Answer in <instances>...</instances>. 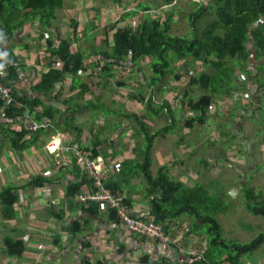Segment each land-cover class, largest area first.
Wrapping results in <instances>:
<instances>
[{
    "label": "trees",
    "instance_id": "1",
    "mask_svg": "<svg viewBox=\"0 0 264 264\" xmlns=\"http://www.w3.org/2000/svg\"><path fill=\"white\" fill-rule=\"evenodd\" d=\"M93 1L104 6H110L112 3L119 7L123 5L122 0ZM172 1L163 0L153 10L170 5ZM206 1L207 4L190 3L192 11L187 13V16L191 32L194 33L191 37L171 33L172 13L165 19L142 16L138 22L136 19L135 22L130 23H127V20L137 15L136 10L123 13L109 30L105 28L102 31L104 43L92 44L94 48L90 57L94 60L89 66L85 64L86 58L80 51H71L70 37L60 39L57 36L55 43L51 38H47L48 36L41 35V38L45 39L43 54L46 71L39 75V82L31 86L32 95L27 94L26 84L14 67L15 63L18 67L21 66L17 62L18 56L12 51L6 52L7 56L0 58V63L8 66L2 84L11 100L5 102L0 98V151L4 144H7V148L11 151H19L22 155L29 150L35 153V159L45 167V170L57 169V175L49 177L45 176L46 172L35 173L28 184L41 188L59 182L61 177L60 180L65 184L63 200L69 206L61 204V210L57 212L53 211L51 205L49 212L50 215L61 218L66 208L71 209V205L78 203L75 200L76 195L89 193L92 184L91 181L80 176L71 154L66 155V166L61 162H58V165L56 160L59 161L60 158L56 157L57 154L50 153L49 148L46 147L47 141L51 140L53 135L60 133L64 144L68 141L70 144L83 147L81 136L84 127L77 122L75 116L84 109L92 116L103 115L105 120L102 121L106 122V126L101 131V136L95 135V139L98 137L107 139L108 128L120 127L112 124L114 116H111L119 112L108 107L102 101L103 92L95 93L94 88H107L110 80L114 78L115 67L129 72L138 69L143 75H145L144 70H149L153 76L146 78L144 83L140 81L141 76L137 71H134L135 78L128 77L137 84V89L131 91L130 98L144 104V108L142 113L131 111L118 114L120 120H123L122 123L131 122V126L136 130L130 128L133 130L132 135L136 139V144L129 151L134 154L133 157L121 161L118 167L120 170L115 169L114 173L108 176L107 187L121 196V207L126 212L131 211L133 196L144 199L148 208L146 211L149 213L148 220L156 224H162L165 220L180 221L183 217L189 219L188 234L204 236L206 249L202 255L191 259L190 262L176 264H244L243 260H251L254 251L264 246V232H259L253 240L244 243L224 237L219 216L227 214L230 203L225 200L229 189L224 188L223 183L227 182L231 187L233 184L229 180L221 181L200 173L196 183L189 185L172 176V168L169 164L162 165L155 173L152 170L155 161L152 144L156 138L160 136L165 138L167 134L174 132L178 121L171 102L163 100L159 106L152 105L157 95L160 93L164 95L167 91L175 89L167 82L169 76L174 75L176 81H180L185 75L188 77V87L180 95V103L185 106V100H188L190 115L184 116V125L189 130L204 123L205 118L210 114L213 98L215 100L219 96L223 98L225 94L236 91L240 97L237 100H242L243 90L246 95L252 92L248 86L249 78L255 80L256 93L264 92L263 78L258 76L259 73L264 75V0ZM64 7L65 0H0V31L3 32L0 33V52H4L5 43L14 33L21 31L29 19L38 18L40 26L47 30L53 27L52 21L56 19V12ZM137 8H142L145 12L153 11L149 5L140 4ZM71 20L68 24L73 29L71 34L76 37L77 23ZM200 20H206V23L200 31H197V23ZM122 22H124L123 27L118 28ZM90 24L91 26L83 30L84 35L94 31L92 20ZM249 45L252 46V50ZM17 47L23 49L21 46ZM56 63L58 66L55 68L53 65ZM196 64H199L203 71L196 75L182 72L193 68ZM240 72L248 76L245 81L240 75L236 76ZM82 73L86 74L85 78H82ZM124 84L119 83L120 86ZM141 87L142 90L139 89ZM195 87L200 90L196 95ZM146 90H149L147 97L144 95ZM236 104L239 105V102ZM263 107V105L257 107L261 113L259 122L264 118ZM164 112L169 121L159 125L156 119ZM149 119L152 120L146 121ZM42 122L44 124L39 126ZM13 123L18 127H12ZM147 123L154 126H149ZM33 125L36 127L33 128ZM255 134L259 135L260 131L256 130ZM115 136L119 134L115 133ZM110 137L113 135L111 134ZM186 141L187 138H184L175 145L180 146ZM99 145L100 142L93 145L94 154H98ZM210 146L214 150L224 151V146L227 147V144L217 146L216 143H211ZM243 146L239 144L237 149L242 151ZM44 147L47 155L43 160L38 152ZM246 154L249 155V152L243 154L241 158ZM177 157H180V154L177 153ZM226 157L227 154L224 155V158ZM199 162L206 163L202 159ZM173 164L195 169L188 166L182 157ZM68 173L73 180L67 179ZM107 175L108 173L105 172L106 177ZM134 179L141 183V188L139 186L136 191H131L129 182ZM241 195L246 212L264 218V200L261 194H255V190L246 185L241 189ZM17 197L11 186L4 187L0 192L1 213L4 218L8 220L13 218V206L17 205ZM95 204L82 206L80 211L101 214V205ZM111 214L112 219L117 218L115 211ZM15 230L19 231L18 228ZM3 242L5 255L8 258L20 259V261L25 258L26 246L23 240L12 236L3 238Z\"/></svg>",
    "mask_w": 264,
    "mask_h": 264
},
{
    "label": "crops",
    "instance_id": "2",
    "mask_svg": "<svg viewBox=\"0 0 264 264\" xmlns=\"http://www.w3.org/2000/svg\"><path fill=\"white\" fill-rule=\"evenodd\" d=\"M78 2H80V0ZM93 2L95 6L93 8L89 7L90 10L89 23L86 25V27L91 26L90 21L97 16L98 17L101 16V18L110 17V19H112L113 22H115L121 17L123 13L136 10L137 15L135 17H132V19L127 20V23H130L133 21L135 22L136 17L139 16V14L141 17L143 16V14H145V11L142 8H137L138 5L137 2L133 6L132 0L123 1V6H125L126 9H123V11L118 10L121 13L119 17L116 16L114 17V15H109L108 9L105 13H97V11L100 10L98 9V7L102 8L106 6L101 5L100 3H97L95 1ZM148 5L149 4H147V6ZM71 9L72 8L69 7V10ZM75 10L76 9L71 11H75ZM59 11L61 10H58L56 14ZM66 14L71 15L74 18V20H76L75 22L76 23L78 22V19L74 17V16H78V13L70 12ZM64 17H65V13L63 16H61V18L56 17V19L52 21L53 27L47 28V30L40 26L38 22V18H31L23 26L21 31L14 33L13 37L10 38L7 43H5L4 52L8 53V51H12L15 55L18 56L17 62L21 65L20 67H23V69H20V67H18V64L15 63L16 69L18 70L21 79L26 84L27 94L29 95H32V92L30 90L31 86L38 83L40 80L39 75L46 71V63H44V54H43L44 52L43 44L45 39L41 38V35H44V37L48 36L47 38H51L53 41H55V43L57 42V36H59L60 39H66V37H70L72 40L71 48L80 51L83 54V56H85L86 58L85 64L87 66H89L90 63L94 60L93 57L92 58L90 57V54L93 52L92 50L94 48V46L92 47L94 40L99 39L101 45L102 43H104L103 40L104 35L102 34L101 30H96L93 27L94 29L93 34H90L89 32L87 35H84L83 30L86 27L80 30L78 23L75 29L76 37L73 36L71 34L72 33L71 31L73 29L72 30L69 29L70 24H68V21H66ZM121 24L124 25V22H122ZM78 32H82V33L77 35ZM95 34L97 35L94 36L95 39L94 37H92V41H90L88 44H83V40H78L82 38L84 39L87 36L95 35ZM100 44L95 43V45H100ZM17 46H21V48L23 49H20ZM25 46L27 48H24ZM57 66H58L57 63L53 65V67L55 68ZM81 76L82 78H85L86 74L82 73ZM144 76L145 75L141 73V79L144 78ZM248 83H250L249 85L252 86L250 80L248 81ZM250 88L252 90V92H250L249 95L250 99L255 101L256 99L254 98L258 97L262 92L256 93L255 86L254 87L252 86ZM164 95H162L161 97H163ZM261 95L263 96L264 92ZM244 97L246 99V97L248 96H244ZM179 100L174 102L173 107H176L178 105H180L181 107L182 105L180 103L181 100L180 101ZM238 102H241V100H239ZM185 104H184L185 106H189V104L187 105V102H185ZM230 106L234 109L232 115L229 113V117L231 118L230 123L233 126L232 132L225 131V124L223 123H221L219 127L216 125V121L212 115L215 112L212 113L211 112L212 110H210V114H208L207 117L205 118L204 125L195 124L196 127L194 129L188 130L189 128L184 125L185 122L184 116L186 115L189 116L190 111L188 110L183 114L182 111L179 110L178 114L175 112L178 118L176 129L174 130V132L169 134L175 136L176 133L181 132L183 129L185 132L189 133V137L195 138V135L198 136V134H201L205 146L210 148H211L210 146L211 143H216L217 146H224V143H226L227 147L224 146V151L219 150V154H220L219 159H223V160H219V159L216 160L219 162L217 163V166H221V165L223 166L225 170V172L222 173L223 175H228L230 171V173H235V175L241 176L238 166L234 164H222V162L227 161V157L224 158V155L225 154L228 155V152L232 153L233 151H236L237 146L240 144L244 146H243V150L239 152H243V151L245 153L249 152V155L246 154L244 158L241 157L240 158L246 162V165H248L250 171L255 170V167L258 165L257 163H255L257 148L253 146V143L259 140L258 139L255 140V137L257 136L256 134H253L252 141L245 140V136H250L251 130L249 131L245 130V132H243L240 122V120L244 116L243 114L244 112L251 115L250 119H252V116H254L255 112L253 111L246 112L243 111V108L239 110V112H237L236 110L241 107V104L239 103V105H237L236 101H232ZM257 107L258 106H256V109ZM218 109L221 110L222 108H218ZM233 115H235V117ZM161 117H158V119H160ZM244 118H248V115H245ZM158 119H156L157 122ZM259 119H261V115ZM147 121H150V119ZM147 124L149 126L150 125L154 126L153 124L150 123ZM34 126L35 125H33V128ZM82 126L84 127V125ZM209 126L211 127L209 132L212 129L214 130L215 128L213 134L214 136L212 138H209V136H207V132H208L207 127ZM12 127L16 128L18 127V125L16 123H13ZM84 133H86L85 130ZM169 134H167L166 137ZM238 138L240 139L237 140ZM183 139L184 137H181L179 142H181ZM57 141L58 140L56 138L53 144H55ZM187 141L185 142L186 144ZM227 141H231V142H227ZM101 143L102 142H100V145H102ZM7 147H8L7 144H4L3 147L1 148L0 160L2 161L8 160L11 163V166L6 167V163L4 162V167L6 168L4 169L1 168L0 169L2 171L1 173L7 174L6 178H12L13 174L11 172V168L12 166L15 165V162H18V164L23 163L22 165L26 167V171H27L26 177L21 176V178H23L21 183L16 184L13 181L8 182L9 183L8 187L11 186L15 190V193L18 195L17 197L18 200L16 202L17 205L18 203H23V205H27V206L28 205L30 206V203L41 204L39 205L41 206V212L40 214H37L38 221L35 220V222H29L30 228L34 227L32 228L34 230L30 232L31 233L29 236L30 238L27 237L25 231H22L21 228L19 227H16L18 228L19 231H16L15 230L16 228L11 229L12 236L15 237L16 239L23 240L24 242L26 239L29 238L30 239L29 241L34 242L33 245L35 246H38L39 245L38 243H41L39 241L40 239L45 240L47 242V246L45 245V247L43 248H37L38 250L31 247L30 249L34 250L35 253L32 254L30 250L29 253L28 251H26L25 258L21 259V261L20 259L15 260L14 258H10L12 260V264H16V263L20 264V262L21 264H176L178 262L184 263L191 261L190 257L187 256L185 250H187V247H190V245L195 240L199 242L198 246L194 245L195 248L198 251L199 250L202 251V254L203 251H205L206 244H205L204 236L198 237L199 239H197L195 238L197 236L194 234H188V233L185 234L183 231L181 232L182 228L185 229V232H188L187 227H182V223H184L183 225L185 226L188 225L189 219L187 217H183L180 221L173 222L171 231L169 232V234H171L174 239H182V242H173L170 244H165L160 241L150 240L148 238L141 237L133 233H129L125 228L121 226L117 218L112 219L110 217L113 211H104L102 209L105 213L101 212V214L99 215H96V213L90 214L88 212L82 213L80 211V207H82V205L76 203L74 205H71V209L66 208L61 218H58L57 216H53L52 214L50 215L49 212L51 211L50 209L51 205L53 207V211H57V212L61 210L60 209L61 204H63V206L66 207L69 206L63 200L62 192L65 184L60 180L61 177L59 178V182L57 183L53 182L51 185L45 187L40 188L38 186L37 187L30 186L29 185L30 183L28 184V182L35 176V173H40L39 168L41 167L39 162L35 159V153L28 150L26 151L23 157V155L15 153ZM38 153L39 155H41L42 159L44 160L45 155H47L45 147L42 149V151H39ZM98 153H100L101 155H103V157H105L103 150L99 149V147H98ZM15 154H17V159L14 158ZM200 160L201 159H199L198 162ZM186 162L188 166H191L195 169H200L198 163L190 165L188 163V160H186ZM16 167L18 168L16 169L18 172H22L19 165ZM118 167L119 165L116 166V169L120 170ZM46 171L47 170H45V172ZM114 171L115 170H113L112 172ZM174 174L177 177L176 179L182 181V179H180V173L175 172L172 168V176L175 178ZM66 177L67 179L73 178L69 173L66 175ZM199 177L200 176H198V178ZM215 178L221 180V178L217 173H215ZM232 180L233 179H231L230 182L231 184H233L232 187H234L237 181L235 182L233 181L232 183ZM221 181H225V180H221ZM188 182L190 183V181ZM3 184H6L5 180H0V192L1 189L5 187L3 186ZM138 186H140L141 188V183L137 185V187ZM131 191H136V189ZM130 205H131L130 208L131 211L129 212H132L131 215L133 217L139 218L141 221L149 219L148 217L149 213L146 211L148 208L146 206L144 199H142L141 197L139 198L133 196ZM57 206H59V208H57ZM27 215H30V210L28 209H26V212H24L23 214L25 220L27 218ZM14 216L15 215L13 214V218ZM32 217L35 218L36 216H32ZM29 220L32 221L33 219H29ZM41 221L43 222L40 224L39 222ZM76 224H77V228H76ZM178 231H180V233H178ZM25 246H26V242H25ZM36 250H37V254H36ZM0 255H1V251H0Z\"/></svg>",
    "mask_w": 264,
    "mask_h": 264
},
{
    "label": "rangeland",
    "instance_id": "3",
    "mask_svg": "<svg viewBox=\"0 0 264 264\" xmlns=\"http://www.w3.org/2000/svg\"><path fill=\"white\" fill-rule=\"evenodd\" d=\"M65 0L66 7L59 11L56 14V17H60L64 15V19L66 21H76L71 15H68L66 13L70 12H76L78 13V16L76 19H78V25L79 29L82 30L83 28L86 27V25L89 23V7H94L95 4L92 0ZM124 1V0H122ZM127 2V1H126ZM125 2V3H126ZM133 6L137 2L138 5H147L149 4L150 9H155L158 7L157 4H160L163 2V0H132ZM196 3V2H201L207 4L208 1L206 0H173L170 5H166L158 10H153L148 12L147 14H144L143 16L147 17H160L161 19H165V17L172 13L173 14V19H172V30L171 33L177 36H189L194 35L193 32H191V27L189 25V20L187 13L192 11V6H190V3ZM124 3V4H125ZM102 5V4H101ZM74 6V7H73ZM69 7H71V10L76 9L75 11L69 10ZM97 7V6H96ZM97 13H105L108 9L109 15H114V17H119L121 13L118 10L123 11V9H126L125 6H114L113 3L109 7H98ZM187 17V18H186ZM138 22V19H141V16L136 17ZM93 21V27L96 30H101L103 31L105 28L106 30H109V27L114 23L110 17L106 18H101L100 17H94L92 19ZM206 20H200L197 23V31H200L202 27L205 25ZM133 24V23H132ZM123 27V24H119V27ZM117 28V29H118ZM45 29V28H44ZM70 30H72L71 27H69ZM82 32H78L77 35L81 34ZM94 31H91L90 34H93ZM97 36L95 35H90L87 36L83 39V44H88L90 41H92V37ZM95 38V37H94ZM102 40V39H101ZM95 43L100 44V40L96 39L94 40ZM112 46V45H111ZM249 48L252 50V46L249 45ZM71 50L74 52L75 49L71 48ZM84 50V49H83ZM85 57V56H84ZM253 61V58L251 62ZM254 63V62H253ZM130 68V66H128ZM181 68V67H180ZM248 69V68H246ZM134 71H137L140 76H141V70L138 71V69L132 70L129 72V70H120L117 69L116 67L114 68V78L110 80L109 84L107 85V88H101L100 87H95V93L103 92L102 96V101H104L108 107L116 109L119 113H128L131 111L139 112L142 113V110L144 108V104L140 102L133 101L130 98V93L131 91H135L137 89V84L135 80H130L128 77H134L135 78V73ZM186 71V72H185ZM188 71V72H187ZM200 71H203L201 66L199 64L194 65L193 68H189L188 70L182 71L183 73H190L191 75H196ZM145 76L144 78L141 79V82L144 83L145 79L150 78L153 76V73L150 72L149 70H144ZM240 75V78H244V81L246 79V75L243 73H237L236 76ZM253 76V75H252ZM259 77H262L261 79L264 81V75L262 73H259ZM188 77L185 75L180 81H176L174 78V75L168 77V84L172 86V90H169L165 93L163 97L162 95L159 94L155 97L154 104H152L154 107L159 106L160 103L163 102V100H169L172 103V107L174 105V102L177 100H181V96L184 92L185 89H187V81ZM250 82L252 83V86L256 87L255 85V80L254 78H249ZM122 82V85L120 86L119 83ZM172 83V84H171ZM249 87H252L249 85ZM196 88V87H195ZM193 88V89H195ZM236 87H234L235 89ZM139 89H143L142 87ZM145 90V88H144ZM259 91H263L262 89H258ZM232 92V91H231ZM230 95L225 94L223 98L221 96L217 97L216 100L213 98V101L211 103V112L214 113L213 118L216 121V125L219 127L221 123L225 124V131H233V126L230 123L231 118L229 117V113L232 115L234 112V109L230 106L231 102L234 99V93L238 97L237 92H233ZM245 91L243 90L244 96L246 99L241 100L239 102L241 104V107L237 109L236 111L239 112L243 108V111H253L255 112L254 116H252V119H250L251 115L248 113H243L244 116L248 115V118L242 117L240 120L241 122V127L243 129V132L251 130L250 136H245V140H251L252 141V136L255 134L256 130L260 131V134L255 137V140L258 139L259 141H256L253 143V146L257 148L256 152L257 155L255 157V163L258 165L255 167V170L250 171L248 168V165H246V162L242 160L240 157H242L245 152H239V148L236 151H233L232 153L228 152L229 157H227V161L222 162V164H234L238 166L240 175H235V173H230L228 175H223L222 173L225 172L223 166H217V163H219V151L217 150H212L210 147L205 146V143L203 141V138L201 134L195 135V138L189 137V133L185 132L184 129L181 132H178L173 136L172 134H169L167 137H158L155 139L154 143L152 144V151L153 154L155 155V161L152 164V170L155 173L156 170H158L159 167L162 165L169 164L171 168L175 172L180 173V179H182L183 182L188 183L189 185H194L196 183V179H198V176L200 173H204L205 175H208L209 177H215V173L219 175L221 180H232L237 181L236 185L234 187H231L227 182L223 183L224 188L229 189L226 192L227 198L225 199L228 203H230L229 208L227 209V214L225 213L224 215H220L219 219L221 221V224L223 226L224 230V237L226 239H235L239 242H249L254 239V237L259 234V232H264V218L261 217H255L252 214H249L246 212L243 204V196L241 195V189L248 185V187H252L255 190V194H261L263 200H264V118L259 122V117L260 113L259 110L256 109V106L263 105L264 106V95L262 96L261 93L258 97L254 98L256 99L255 101L250 99V92H248V95L244 93ZM200 93V90L196 88L195 95ZM242 94V93H241ZM145 97L149 95V90H146L144 93ZM229 95V96H228ZM93 97V95H91ZM90 97V96H89ZM88 98V96H87ZM183 98V97H182ZM179 100V101H180ZM188 100L186 99L185 102ZM238 102L239 100H235ZM255 102V103H254ZM218 108H222L219 110ZM175 112L178 114L179 110L182 111L184 114L186 111L189 110V106H182L180 105L173 107ZM231 109V110H228ZM264 110V107H263ZM118 113V114H119ZM118 114L113 113L111 116H114L113 118V123L115 126H120L119 128H115L114 126L110 127L107 129V139H103V137H98V139H95V135L101 136V131L104 130L106 126V122L103 126L99 125L97 122H95L92 118V115L89 114L88 110H83L81 113H78L75 117L77 119V122L80 124L84 125V130L86 133H83L81 136V141L83 142L84 146L87 147H93L94 144L102 142V145L99 146V149L103 150L105 158L108 159L107 167H108V175L110 172L116 169L117 165H120L121 161H124L125 158H132L133 155L129 153L130 148L135 146L136 144V139L133 138L132 132L133 130L136 131L131 125V122H124L120 120L118 117ZM102 115V114H101ZM110 116V119H111ZM235 117V115H233ZM98 120H105L103 117H99ZM152 120V119H150ZM147 121V120H146ZM169 121L168 117L166 116V112H164L163 116L158 119V124L162 125L165 124ZM122 123V124H121ZM152 126V125H150ZM124 128V129H123ZM132 128L133 130H131ZM208 132L207 136L209 138H212L214 135V130L212 129L210 132L209 130L211 127H207ZM179 130V129H177ZM189 130V129H188ZM125 131V132H123ZM124 134H123V133ZM115 133H118L119 136H115ZM197 133V132H195ZM194 133V134H195ZM113 135V137H110V135ZM181 137L188 138L187 144L183 142L182 145L177 146L175 145L176 142H179ZM231 139V138H230ZM238 138L237 140H239ZM106 140V141H105ZM195 140V141H194ZM111 142V143H108ZM260 143V144H259ZM143 145V142L141 143ZM116 150V151H114ZM259 150V151H258ZM180 154V157H177V153ZM164 153V155H163ZM183 158L184 160H188V163L190 165L193 164H199L200 169H189L188 167H185L183 165L178 164L177 166L174 165L173 163L177 162L178 159ZM202 159L206 161V163L202 162L199 163L198 160ZM223 160V159H219ZM19 161V160H18ZM4 162L6 163V167L11 166V163L8 160H0V169H4ZM23 164V163H22ZM22 164H18V162H15V165L12 166L11 172L13 174L12 178H6L7 174H2L0 170V180H5L6 184H3V186L8 187L9 181H13L16 184L21 183L22 179L21 176L26 177L27 171L26 167ZM206 164V166H204ZM20 167L22 172H18L16 169H18L16 166ZM55 166V165H53ZM207 167V168H206ZM14 172V173H13ZM40 173L45 172V167L41 166L39 168ZM24 173V174H23ZM246 173V174H245ZM245 174V175H244ZM57 175V169H48L46 171L45 176H53ZM107 175V176H108ZM175 176V174H174ZM175 178H177L175 176ZM190 181V183L188 182ZM138 180L134 179L133 181L129 182V188L131 190L137 189V184ZM137 187V188H136ZM3 188L1 189V191ZM63 195V192H62ZM59 196V195H57ZM121 197V196H120ZM60 203V202H57ZM32 204V205H31ZM41 204L39 203H30V206L28 205H23V203H18V205H14V218L11 220H8L3 217L1 213V205H0V264H12V260L8 258L5 255V245L3 242V238L5 237H12L11 229L19 227L21 228L22 231H25V234L27 237L30 236V232H32L34 227L30 228L29 222H35L38 221L37 214H40L41 212ZM59 208V206H57ZM26 209L30 210V215H27V218L25 220L23 214L26 212ZM32 216H36L33 218ZM29 219H33L32 221ZM43 221L39 222L40 224ZM242 226V227H241ZM182 227H187L189 228L188 225H182ZM245 227H252L251 230L250 228L246 229ZM6 228V229H3ZM185 230V229H184ZM251 230V231H250ZM30 238V237H29ZM26 239V251L29 250L31 251L32 254L35 253L34 250L30 249L31 247L37 249V248H43L45 245L47 246V242L45 240H39L41 243H38V246L33 245L34 242H30V239ZM199 239L198 237H195ZM202 241V240H201ZM198 241L195 240L190 247H187L189 250L190 248H194L195 246H198ZM195 245V246H194ZM38 250V249H37ZM36 250V254H37ZM45 250V249H44ZM17 260V259H15ZM244 264H264V246L260 247L258 250L254 251V255L252 256V259L250 260H243ZM17 264V263H16ZM21 264V262H20Z\"/></svg>",
    "mask_w": 264,
    "mask_h": 264
},
{
    "label": "built area",
    "instance_id": "4",
    "mask_svg": "<svg viewBox=\"0 0 264 264\" xmlns=\"http://www.w3.org/2000/svg\"><path fill=\"white\" fill-rule=\"evenodd\" d=\"M3 65L4 67L0 69V98L5 100V102H9L11 97L8 92L5 91V87L2 84V79L6 75L8 66L5 64ZM14 67H16V64ZM234 99H238L235 93ZM43 124L44 122L40 123L39 126ZM53 138L55 137H52V140ZM56 138L58 142L55 144V146H52L53 148L50 151L53 154H57L56 157L60 158L59 161L56 160V163L59 165L58 162H61L63 166H66V155L72 154L80 176L91 181L92 190L89 191V193H81L76 195L75 200L79 204L88 207L89 205L96 203L101 205V210L115 211L117 218L120 220L121 226L129 233H133L150 240H159L165 244L172 243L174 241L172 235L167 233L164 226L156 224L152 220L141 221L139 218L133 217L130 212H126L121 207L120 195L115 194L110 188L107 187L106 184L108 176H105V172L109 173L107 167V163L109 161L108 159H105V157H103L101 154H94L92 152V148L90 147L84 145L83 147H78V145L70 144L68 141L64 144L62 135L60 133L56 134ZM52 140L47 142V148L50 147L51 143L53 142ZM185 251L189 257H198L202 255V251H198L195 247Z\"/></svg>",
    "mask_w": 264,
    "mask_h": 264
},
{
    "label": "clouds",
    "instance_id": "5",
    "mask_svg": "<svg viewBox=\"0 0 264 264\" xmlns=\"http://www.w3.org/2000/svg\"><path fill=\"white\" fill-rule=\"evenodd\" d=\"M148 12H150V11H148ZM148 12H145V14H147ZM0 33H3L2 31H0ZM5 56H7V53L6 52H0V58H3V57H5ZM4 67V65L3 64H0V69H2ZM236 92V91H235ZM238 98H240V97H238ZM244 99H245V97H243ZM242 98V99H243ZM235 100H237V99H235ZM234 100V101H235ZM92 118H93V120L95 121V122H97V123H99V124H101V126H103L105 123L102 121V120H98V118H99V116H92ZM205 123H203L202 125H204ZM52 137H55V138H53V142H55V139H56V135H53ZM48 141H50V140H48ZM47 141V142H48ZM53 142L51 143V145H50V147H49V151H51V149L53 148L52 146H55V144H57V142L55 143V144H53ZM81 143L83 144V142L81 141ZM84 145V144H83ZM98 150V149H97ZM15 153H18V154H20V155H22L19 151L18 152H15ZM50 153H52V152H50ZM98 154H100V153H98ZM23 157H24V155H23ZM71 157H72V154H71ZM14 158L15 159H17V154H15L14 155ZM106 159V158H105ZM72 161H74L73 160V157H72ZM75 162V161H74ZM77 167V166H76ZM78 169V168H77ZM114 172H110V174L109 175H112ZM108 175V176H109ZM113 211V210H112ZM100 212H103V213H105L104 211H100ZM130 213H132V212H130ZM155 223V222H154ZM159 225H162V226H164V228L166 229V231H167V233H169L170 231H171V227H172V225H173V221H171V220H165L162 224H159ZM189 229V228H188ZM184 232L185 234H187L188 232H185V230L182 228L181 229V232ZM178 233H180V231H178ZM173 242H182V239H174L173 238ZM156 241H159V240H156ZM160 242H162V241H160ZM172 242V243H173ZM168 244H170V243H168ZM189 257V256H188ZM195 258H197V257H190V259H195Z\"/></svg>",
    "mask_w": 264,
    "mask_h": 264
}]
</instances>
